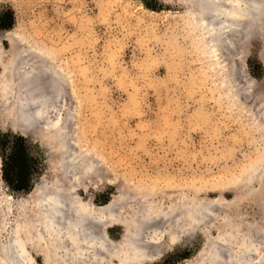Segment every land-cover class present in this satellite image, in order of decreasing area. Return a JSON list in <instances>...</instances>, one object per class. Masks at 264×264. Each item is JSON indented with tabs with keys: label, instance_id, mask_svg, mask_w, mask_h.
<instances>
[{
	"label": "rangeland",
	"instance_id": "obj_1",
	"mask_svg": "<svg viewBox=\"0 0 264 264\" xmlns=\"http://www.w3.org/2000/svg\"><path fill=\"white\" fill-rule=\"evenodd\" d=\"M190 7L183 0H0V77L14 79L6 66L19 58L42 84L32 102L49 100L31 110L61 121L68 146L77 139L100 157L102 178L86 183L83 198L121 205L123 217L145 204L177 212L182 203L214 202L199 227L174 242L169 224L151 223L144 239L161 254L140 264H214L206 238L228 228L249 231L250 250L264 252V42L222 35L217 48ZM229 53L232 67L224 64ZM0 99V264H10L1 250L18 208L30 204L36 186L50 184L60 151L42 133L44 117L12 120ZM111 225L109 238L121 242L123 226Z\"/></svg>",
	"mask_w": 264,
	"mask_h": 264
},
{
	"label": "bare ground",
	"instance_id": "obj_2",
	"mask_svg": "<svg viewBox=\"0 0 264 264\" xmlns=\"http://www.w3.org/2000/svg\"><path fill=\"white\" fill-rule=\"evenodd\" d=\"M184 1L189 2V5L191 4V7H193V18L196 21L199 31L209 36L211 45L213 43L217 48L220 45L219 43H222V41L219 42L220 36L222 35L228 36L227 39L230 38L229 41L233 39V37L241 36L240 38H243L247 33L264 35V0H183V2ZM20 52H22V50H17L15 52L16 56H20ZM225 59L224 64L229 67L232 62L230 53ZM260 59L264 66V56L262 55ZM18 60L16 57H12L6 66L11 72L13 71L16 74L13 73L15 76L14 79H9L8 77L6 79L3 74V77H0V98L6 100V104L4 105L8 107L3 105V109L9 112V118L12 120L16 118L15 121L19 122L24 119H29V122L31 120L34 122L38 111L35 110L37 113L33 112L31 107L37 106L35 103L37 100L32 102L30 94L34 91V85L36 87V84H40L41 82H38V80H40L39 77L37 79V76L30 75L34 73L28 72L27 69L24 70L25 68L23 66L22 68L24 69L21 70ZM26 61L27 60H25V62ZM30 65H32V63H30ZM3 66L5 68V65ZM31 68L32 67H30V69ZM233 70L234 69H232V71ZM52 75L54 74L52 73ZM40 85L42 86V84ZM44 96L38 99H41L42 103H47V98H44ZM52 99L51 97L50 100L52 101ZM40 102L38 100L37 104H40ZM47 105L49 104H46V106ZM43 109L41 107V110ZM48 109H46V111ZM8 114L6 113V115ZM47 116L49 118V115ZM38 117H44V120L47 121L48 126H45L46 128L44 127L45 131L42 133L54 136L53 143L56 145L57 151H60V154L58 153L60 158L58 156L57 169L55 167L56 174L50 184L44 186V183H41V185L36 186V188L27 195L30 204L18 208V217L16 216L12 232H10L8 236V243L2 245L1 255L4 254L3 256L7 263L34 264L32 262L35 256L38 255L42 258L43 264H83L84 260H87L86 263L89 260L88 264H140L142 261L152 257L153 251L156 250V248H154L152 252H149V248L154 245H151L152 243L149 241L150 247L147 248L149 245L146 244H149V242L145 239L148 237L144 235L145 231L149 230V227L155 226L151 225V223L157 222L158 220L162 221V223L164 222L163 224H169L170 229L168 234H170L174 242L177 239L179 240L182 233L199 227L198 224L212 212L213 208H210L214 202L209 206L210 202L204 201H191L179 204L177 212H175L177 207H171L167 209L168 211H164L145 204L142 209L133 208L126 210L124 212L128 214L126 217L118 216V213L124 210L120 209L122 208L121 205L118 206L119 209L118 207L111 209V207L107 205H94L90 199L83 198L81 192L86 189L87 182L95 186L96 181L102 178L100 157H93V154L91 155L85 152L84 147L80 144L81 142L77 139L72 140L73 138H71V141H69L70 145L68 146V144H66L67 140H64L66 138L59 137L63 135L61 130H63L64 125L61 121L57 120V122H52L45 114H40ZM41 119L38 121V124L41 121L42 125H46L47 123H44V121L42 122L43 119ZM22 121L21 123H24ZM36 121L34 123H36ZM38 128H40V126ZM63 148L64 150H62ZM65 151L69 152L66 154L64 153ZM261 173H263L261 176L262 179H264L263 169ZM112 202L114 204L115 200ZM175 215H178V219L176 220L177 231L173 228V224L175 225ZM185 216L189 217L187 222ZM111 224H120L123 226L121 242H114L109 238L107 225L109 226ZM165 227L167 228V226ZM155 229L153 227L152 230L155 231ZM231 229L233 228H228L227 232L220 234L217 239L211 237L206 238V247H208L209 250V252H207V257L210 261L214 264H224L225 261L221 260L222 258L220 259V252H223L222 249H224L226 255L223 254V252L222 254L225 255L223 257L227 259L230 264H264L263 250L259 249V251L254 254L255 252L253 253L250 250L252 248V242L250 239L246 241L248 237L250 238V232H237L236 228L233 230ZM160 230L162 229L159 227L157 232L160 233ZM253 230L254 229H252V231ZM176 232H179V234L177 235ZM168 234L166 236H168ZM152 236L155 239L157 238L153 234ZM226 238H228L229 241L230 239L232 240L234 247L236 246L235 243L238 246L234 249H230L228 243L226 244L224 241H219V239L224 240ZM237 240L238 242H236ZM262 248L264 247L262 246ZM156 254L160 255L161 251L159 250V253ZM228 262L227 264H229Z\"/></svg>",
	"mask_w": 264,
	"mask_h": 264
},
{
	"label": "water",
	"instance_id": "obj_3",
	"mask_svg": "<svg viewBox=\"0 0 264 264\" xmlns=\"http://www.w3.org/2000/svg\"><path fill=\"white\" fill-rule=\"evenodd\" d=\"M254 34L253 33H247L245 36H244V38H242V39H248L249 37H251V36H253ZM261 38H262V40H263V42H264V35H259ZM239 37V36H238ZM241 37V36H240ZM239 37V38H240Z\"/></svg>",
	"mask_w": 264,
	"mask_h": 264
}]
</instances>
